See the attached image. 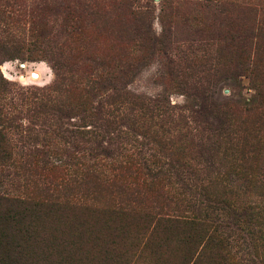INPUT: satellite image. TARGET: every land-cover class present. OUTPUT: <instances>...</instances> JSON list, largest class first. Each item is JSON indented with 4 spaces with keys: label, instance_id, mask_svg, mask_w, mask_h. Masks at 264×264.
<instances>
[{
    "label": "rangeland",
    "instance_id": "1",
    "mask_svg": "<svg viewBox=\"0 0 264 264\" xmlns=\"http://www.w3.org/2000/svg\"><path fill=\"white\" fill-rule=\"evenodd\" d=\"M16 1L13 8L44 16L46 36L59 44L68 39L71 17L89 3ZM102 8L110 17L103 24L118 29L126 44L125 71L103 74L102 98L122 84L129 95L158 102L164 139L179 147L154 167L171 189L161 197L157 185L141 186L140 201L133 203L130 190L117 194L68 182L70 190L56 201L51 181L66 183L60 175L69 167L60 165L69 158L95 168L133 150L157 155L156 145L125 129L91 127L94 120L81 116L63 121L82 127L84 136L75 141L59 142L33 124L35 142L17 141V165L0 168V264H264V129L257 133L249 120L235 137V126L226 132L228 125L218 122L230 107H254L264 94V0H106ZM120 8L130 10L127 19L116 16ZM30 34L17 33L25 43ZM23 50L24 59L6 61L0 71L15 89L40 95L54 72ZM198 178L210 197L194 192ZM193 217L210 228L188 224Z\"/></svg>",
    "mask_w": 264,
    "mask_h": 264
},
{
    "label": "trees",
    "instance_id": "2",
    "mask_svg": "<svg viewBox=\"0 0 264 264\" xmlns=\"http://www.w3.org/2000/svg\"><path fill=\"white\" fill-rule=\"evenodd\" d=\"M104 1L106 0H89V3L87 2L76 16H72L69 20L71 31L68 39L59 44L52 43L46 36L44 16L36 13L34 15L31 11L26 12V9L13 8L14 5L21 3L16 0H0V65L6 61L24 59L23 49H30L28 52L35 53L42 57L40 59L48 62L55 75L52 85L38 90L40 95L32 94V92L26 95L25 91L15 89L14 84L6 80L0 71V168L17 165L18 160L15 157V147L17 148L19 144L17 141L35 142L37 135L31 136L33 124H41L39 131L44 133L50 131L54 139H58L59 142H65V138H72L74 141L75 138L82 139L84 136L82 127L79 128L72 122L66 124L63 122L74 116H81L83 120L86 118L94 120L90 122V126L104 129L103 131L107 133L121 134L124 133V129L130 131L129 133H135L137 139L142 137L154 143L158 152L157 155L151 154V157L146 158L144 155L141 156L139 150H133L121 156L116 164H102L101 166L98 164L95 168L86 166L82 162L75 163L69 158L65 166L60 165L61 168L69 167L68 172L60 175L67 178H63L66 183H58L55 179L51 181V183L56 182L52 186L59 194L56 201H59L61 196L70 190L65 188L69 185L68 182L78 183L84 189L88 185H92L96 190L111 189L117 194L130 190L128 197L133 203L140 201L144 192L142 188H149L148 184L157 185L161 189V197L165 195H163L164 190L171 189L168 186L172 183L170 179L160 178L154 167H158L161 163V155L171 160L175 153L174 150L179 147L173 150L175 145L164 139L166 123L158 102L129 95L124 91L122 84L121 89L114 88L111 94L102 98L105 86L102 82L103 74L112 76L117 75L118 72V75L123 74L125 71L123 58L126 53V44L121 32L103 24L110 18L106 10L102 8ZM119 10L120 13H115L118 18L127 19L130 16V10L127 8ZM24 21L26 24L23 25L26 26L22 25ZM25 29L31 33L28 36L31 39L27 43L23 37L17 35ZM262 98L264 94L260 95L254 107L245 109L230 107L232 109L223 113L222 119H218V122L221 126L228 125L229 129H226V132L235 126L237 129L234 135L239 137L238 135L244 132L241 130L242 127L248 125L249 120H253L250 124L256 126L257 133H259V129L260 131L264 129ZM22 117L28 120V125L22 124ZM50 122H54L55 125L50 127ZM63 125H72L74 128L64 129ZM155 126L159 132L155 130ZM88 131L89 129L87 133H90ZM119 134L116 136L119 137ZM48 144L51 145L50 142ZM262 144L261 151L264 152V140ZM247 152L253 153L254 151ZM247 152H241L242 161L240 162H245ZM18 155L19 159L20 154ZM31 163L32 161L29 160L28 164L31 165ZM179 167L183 170L181 164ZM19 168L22 167L19 166ZM25 169L28 168L25 166ZM241 171L240 166L236 173H241ZM261 175L264 177V172ZM140 180L144 184L140 185ZM127 181L133 185L125 186L123 182L127 183ZM203 181L198 178L199 187L195 186L194 192L198 190L196 194L198 197L204 195L210 197L208 184L203 185ZM52 187L45 189L50 197L54 196ZM156 190L157 188L154 191ZM205 200L208 201V199ZM188 220L191 222L188 224L205 229L210 228L204 221L193 223L197 222L194 217Z\"/></svg>",
    "mask_w": 264,
    "mask_h": 264
}]
</instances>
